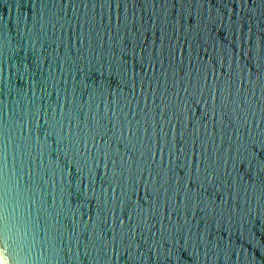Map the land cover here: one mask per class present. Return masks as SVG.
<instances>
[{
	"label": "water",
	"instance_id": "water-1",
	"mask_svg": "<svg viewBox=\"0 0 264 264\" xmlns=\"http://www.w3.org/2000/svg\"><path fill=\"white\" fill-rule=\"evenodd\" d=\"M2 264H264V0H0Z\"/></svg>",
	"mask_w": 264,
	"mask_h": 264
},
{
	"label": "built area",
	"instance_id": "built-area-1",
	"mask_svg": "<svg viewBox=\"0 0 264 264\" xmlns=\"http://www.w3.org/2000/svg\"><path fill=\"white\" fill-rule=\"evenodd\" d=\"M0 264H2L1 260H0Z\"/></svg>",
	"mask_w": 264,
	"mask_h": 264
}]
</instances>
